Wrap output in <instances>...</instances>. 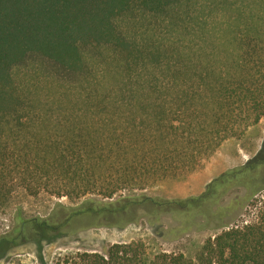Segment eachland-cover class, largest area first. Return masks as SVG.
I'll use <instances>...</instances> for the list:
<instances>
[{"label":"trees","instance_id":"trees-1","mask_svg":"<svg viewBox=\"0 0 264 264\" xmlns=\"http://www.w3.org/2000/svg\"><path fill=\"white\" fill-rule=\"evenodd\" d=\"M180 1L0 0V211L18 187L72 203H56L46 217L17 210L10 229L0 233V262L27 243L40 253L42 244L78 231L124 229L143 220L157 232L167 227L173 238L191 230L219 233L194 258L151 254L142 242L125 241L101 252H74L54 264H264V140L254 156L221 172L197 195L132 194L187 176L223 141L240 138L264 117V0L224 17L234 28L223 43L227 54L203 71L196 63L191 77L197 79L156 76L145 63L154 54L141 48L139 91L116 83L84 88L80 105L56 115L34 107L13 78V68L34 56L87 82V52L113 47L135 61L139 50L114 19L133 7L162 14ZM175 64L159 70H184L183 59ZM105 76L92 80L100 84ZM232 190L242 194L218 205ZM245 202L248 217L237 221L233 212Z\"/></svg>","mask_w":264,"mask_h":264},{"label":"rangeland","instance_id":"rangeland-1","mask_svg":"<svg viewBox=\"0 0 264 264\" xmlns=\"http://www.w3.org/2000/svg\"><path fill=\"white\" fill-rule=\"evenodd\" d=\"M253 5H255L253 0H181L164 13L154 16L133 7L116 17L114 23L123 37L136 44L139 56L135 61H127L124 55L113 47L87 52L85 59L90 70L88 74L90 79L87 82L85 78L80 81L73 75L56 72L51 63L34 56L26 63L13 68V78L21 94L34 107L54 111L53 114L71 104L80 105L84 88L91 91L116 83L121 87L126 84V88L132 92L139 91L136 89H141V48L148 55L154 54V57H149L151 61L146 60L145 63L152 64L149 65L148 71L153 68L151 72L155 71L156 76L178 82L187 81L189 78L197 79L196 76L191 77L196 63L200 62L199 70L203 71L209 64L218 65V60L220 58L222 60L227 54V46L223 43L227 44L232 38L231 32L234 28H229L231 20H225L224 17L237 15L238 10L249 6L253 8ZM179 59H183L184 70L174 73L159 70V65L164 69L177 66L175 62ZM102 72H105L106 76L100 80V84L92 80L98 79ZM136 99L138 98H132L130 102H135ZM61 117L62 114L60 119ZM41 125L45 127L44 131H49L46 129L47 124ZM263 140L264 117L256 125L248 128L240 138L223 141L202 166L187 176L167 179L132 194L143 193L162 198L197 195L221 172L243 164L254 156L261 148ZM125 194L129 193H123ZM241 194L239 190H232L218 202V205H225L233 197ZM117 197L118 195L113 199ZM88 198L75 201V204ZM58 202L66 206L72 204L65 197L57 198L45 192L30 195L18 187L8 206L0 211V233L10 229L17 210L26 217H46ZM246 204L247 202L243 203L233 212V217L237 221L247 219L250 207L247 208ZM163 231L157 232L143 220L124 229L105 227L86 229L42 244L40 253L35 244H24L9 252L0 264H54L58 259L74 252H101L104 247L125 241H140L151 254L164 252L194 258L204 241L219 233V229L191 230L173 238L167 227L164 226Z\"/></svg>","mask_w":264,"mask_h":264}]
</instances>
